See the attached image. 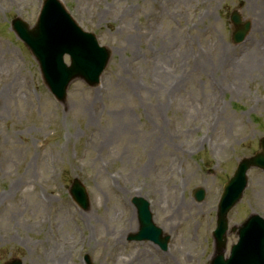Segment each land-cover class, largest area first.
I'll use <instances>...</instances> for the list:
<instances>
[{
  "label": "rangeland",
  "instance_id": "1",
  "mask_svg": "<svg viewBox=\"0 0 264 264\" xmlns=\"http://www.w3.org/2000/svg\"><path fill=\"white\" fill-rule=\"evenodd\" d=\"M37 1L0 0V264H208L221 186L264 134V0H62L110 50L98 85L73 80L64 103L10 27L32 25ZM234 9L249 24L240 43ZM254 55L263 62L238 76ZM74 177L87 209L68 193ZM247 177L228 227L264 218V172ZM133 195L170 235L166 251L127 240Z\"/></svg>",
  "mask_w": 264,
  "mask_h": 264
},
{
  "label": "water",
  "instance_id": "2",
  "mask_svg": "<svg viewBox=\"0 0 264 264\" xmlns=\"http://www.w3.org/2000/svg\"><path fill=\"white\" fill-rule=\"evenodd\" d=\"M45 11V10H44ZM232 22H233V36L234 39L235 35L240 38L242 34H244L247 30V26L240 21V18L238 15L232 16ZM14 25L16 28L17 33L20 35L22 39L27 43V45L32 48V51L34 52L37 60L39 61L41 70L44 74V78L47 81V83L50 85V87L54 90H56L57 94L59 95V98L62 100L64 96V90L68 83V81L75 76H78L79 72L76 69H70L65 70L64 68L60 67L57 63L61 56V52L57 51V45L51 44V37L54 34V31L50 30V27L47 29H44L39 35L33 34V32L27 31V29L21 25V23L14 21ZM73 33V31H72ZM37 35V36H36ZM78 39H80L82 42L78 44L76 41L75 44L80 45L81 49H83V44L85 46L86 51L90 52L92 51L96 57H100L98 52L95 51L93 48H95L93 45L90 47V49H87L86 47V40H83L82 37L79 35L76 36ZM50 42V43H48ZM66 44V40H62L60 46H63ZM60 53V54H59ZM94 54H92L94 56ZM76 57V56H75ZM78 57H76L77 59ZM93 63H91V66H93V69L91 71L92 75L95 76L99 71L100 68L103 66L102 62H98L93 58ZM83 64V60L81 62ZM76 66V65H75ZM69 69V68H66ZM57 80H54L56 79ZM260 165L264 167V137L261 140V151L256 154L255 156L248 158V159H242L236 169L234 177L229 181L225 188V194L224 198L229 199L228 202L224 205L222 212L219 213V219H218V227L216 229V234L219 238L218 244L219 246H224V230L226 226V219L225 214L228 208L231 206L232 202L229 197V191L231 188H235L236 190H241L245 185V171L250 165ZM232 184V187L231 185ZM71 193L75 200L81 204V206L85 207L87 205V197L84 192L83 187L77 182V180H74V185L71 190ZM139 216L140 221L144 225L141 229L139 234L135 237L137 239H143V238H150L155 240L156 242H160L161 245L165 246V239L160 241L158 235L159 230L155 229L150 221L149 212L147 209V205L144 202V204H140L139 206ZM222 236V239H221ZM259 243V242H257ZM264 245V241L262 239V244L260 242L259 248ZM222 250L219 251L218 255L216 256L217 259L215 263L213 264H223L221 256H222ZM241 260V259H240ZM238 261V264H244L242 261ZM249 260L246 262V264H250ZM11 264V263H10ZM12 264H17L16 262H13Z\"/></svg>",
  "mask_w": 264,
  "mask_h": 264
},
{
  "label": "bare ground",
  "instance_id": "3",
  "mask_svg": "<svg viewBox=\"0 0 264 264\" xmlns=\"http://www.w3.org/2000/svg\"><path fill=\"white\" fill-rule=\"evenodd\" d=\"M263 3H264V1H263ZM258 61H261V62H263V58L262 57H255V55L254 56H250V57H247L242 63V65H239L238 67H237V75L238 76H242V73H247V72H252L253 70H255L256 69V65H257V62ZM197 64H195L196 66H197V68L198 69H203V68H207V61H206V59H202V60H200V59H198L197 60V62H196ZM210 96L212 95V93H210L209 94ZM204 108V107H203ZM137 197L139 196V195H136ZM133 198V197H132ZM133 230V228H131L129 231H132ZM62 261H66V258H62V259H59V263L60 262H62ZM154 263V262H153ZM155 264V263H154Z\"/></svg>",
  "mask_w": 264,
  "mask_h": 264
}]
</instances>
